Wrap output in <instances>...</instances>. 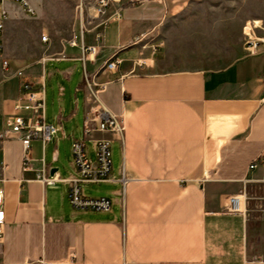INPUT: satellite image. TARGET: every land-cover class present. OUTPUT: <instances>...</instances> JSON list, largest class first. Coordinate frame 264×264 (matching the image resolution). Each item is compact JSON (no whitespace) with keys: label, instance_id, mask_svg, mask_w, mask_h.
I'll return each instance as SVG.
<instances>
[{"label":"crops","instance_id":"0c3cea01","mask_svg":"<svg viewBox=\"0 0 264 264\" xmlns=\"http://www.w3.org/2000/svg\"><path fill=\"white\" fill-rule=\"evenodd\" d=\"M243 1L242 44L226 45L221 54L233 57L216 66L204 62L201 46L188 49L186 42L202 39V29L187 30L186 24L201 22L193 8L208 0H121V19L98 30L96 19L87 22L85 44L97 45V53L85 61L81 47L69 41L79 33L78 8L86 2L30 0L37 10L32 16L19 2L5 0L0 132L16 112L27 79L37 87L44 83L46 97L48 62L73 63L62 75L78 81L70 99L64 85L59 107L50 114L45 107L46 120L60 129L45 146L41 142L42 158L31 156L24 166L21 141H0L6 211L0 264H264V207L248 209L240 193L251 182H264V49L250 54L242 36L246 22L264 23V0ZM217 11L209 18L214 30L230 19ZM140 34H146L143 42L133 45ZM159 42L161 47H152ZM111 58L120 60L114 70L105 68ZM4 59L11 64L8 74ZM17 70L27 78L14 75ZM90 80L106 83L101 103L127 120L123 139L94 132L87 140L93 160L96 139L109 137L111 147L118 145L111 179L81 184L88 197L110 198L108 211L72 206L67 180L77 168L74 160L70 167L60 161L55 140L61 133L72 148L83 136L92 105ZM54 168L60 180L44 182L40 176H52ZM236 195L242 212L230 211Z\"/></svg>","mask_w":264,"mask_h":264},{"label":"built area","instance_id":"2783aa9c","mask_svg":"<svg viewBox=\"0 0 264 264\" xmlns=\"http://www.w3.org/2000/svg\"><path fill=\"white\" fill-rule=\"evenodd\" d=\"M19 2L25 10L32 16L37 14L36 8L30 3V0H15ZM115 7V11L111 15H107L111 8ZM84 4L80 5L81 18L80 30L78 34H74L69 43L72 46H80L82 49V59L97 53V45L85 44V34L88 31L87 22L97 20L94 29L104 28L112 20H119L122 17L121 0H93L87 7V16L84 17ZM7 17V9L5 0H0V55L3 49V31L5 20ZM100 32V31H99ZM261 32V33H260ZM97 39L101 38V34L97 33ZM244 45L250 54H258L264 49V23L261 20L254 19L246 22L243 27ZM146 34H140L132 40L133 45H139L143 42ZM42 40H47V35L42 36ZM163 44L153 45V48L161 47ZM145 46V45H144ZM120 60L111 58L106 61L105 68L114 70L118 67ZM145 61L140 62V64ZM3 70L8 74L11 70L9 60L2 61ZM14 75L21 78H27L23 70H17ZM90 88L92 100L91 108L84 120L83 136L74 139L72 143L73 160L77 168V175L68 179L70 182L69 200L76 209H90L97 211H108L112 207V200L108 197H88L83 193L82 183L86 182H103L111 179L112 174V150L109 137L96 139V156L91 159L87 154V140L93 138L94 132H105L115 135L120 140L123 139L126 129L127 120L125 116L116 114L107 109L100 101L99 94L102 92L106 83H95L93 80L87 81ZM24 92L19 96L16 103V112L7 116L4 129L0 132V141H8L18 138L23 148V165L27 166L31 161V144L34 139H38L45 146L58 133L59 127L49 123L45 117L46 97L44 83L37 87L36 82L27 79L23 83ZM256 164H252L254 168ZM41 179L48 183L54 184L60 180L58 174L52 176H40ZM125 184L126 178L122 177ZM5 194L0 188V242L4 238V230L6 223V211L3 207ZM230 211L242 212V198L239 195L230 198ZM40 264H53L48 261H40Z\"/></svg>","mask_w":264,"mask_h":264},{"label":"rangeland","instance_id":"374dc122","mask_svg":"<svg viewBox=\"0 0 264 264\" xmlns=\"http://www.w3.org/2000/svg\"><path fill=\"white\" fill-rule=\"evenodd\" d=\"M64 3L68 2V0H62ZM82 0H79V3ZM86 2V6L84 4L83 10L87 12V6L91 4L92 0H83ZM78 3V4H79ZM89 3V4H88ZM209 3V4H208ZM207 4H203L200 6H196L193 8L194 13L196 15H202L201 22H197L196 24L188 23L186 24V29H191L190 27L196 26L197 28L202 29L203 37L202 39L197 40H186L189 45L188 49H191V45L195 43V49L199 51V47L201 46L202 58L205 63H210L212 65L221 66L225 64L228 59H231L233 56H223L222 51L224 47L228 44H232L235 48L242 44L241 31L238 26V17L243 14V11L246 10V6H244L243 0H208ZM213 7H212V4ZM219 5L218 8L214 5ZM80 13V8H78ZM217 11L218 16L229 17L228 22H223L219 24L218 30H214L216 25L214 22H210L209 18L212 14ZM185 27V24H183ZM31 26V24H30ZM212 28V29H211ZM192 30V29H191ZM211 30V31H210ZM243 31V26H242ZM208 34H211L212 37H206ZM218 35V37H216ZM228 36V37H226ZM243 36V35H242ZM219 52V53H218ZM236 57V56H235ZM225 59V60H224ZM73 66V63H58V62H48L44 67L47 72V87H46V113H52L55 109L54 107H59V98L61 97V88L65 85L67 87V98H71L72 91L75 89L77 85L78 77H75L72 83H70L68 78H64L62 75V70L66 67ZM78 75H83V64L80 62L77 64ZM90 69V66H89ZM58 73V75H54V73ZM71 84V85H70ZM71 86L73 88L71 89ZM56 137V136H55ZM59 147L62 148V156L60 161L65 162L69 167L72 166L73 163V155L71 142L68 137H63L61 133L58 135ZM118 145H113L111 147L112 152L116 151ZM54 144L49 146V159H53L54 155ZM30 154L33 157L42 158V143L38 139H34L31 144ZM116 157V153L114 158ZM59 162V161H57ZM240 193L246 194V206L248 209L256 211L260 208L264 207V182H251L247 186H245Z\"/></svg>","mask_w":264,"mask_h":264},{"label":"water","instance_id":"95a60500","mask_svg":"<svg viewBox=\"0 0 264 264\" xmlns=\"http://www.w3.org/2000/svg\"><path fill=\"white\" fill-rule=\"evenodd\" d=\"M55 159H56V157H55ZM55 171H58V168H54V169L52 170V174H54Z\"/></svg>","mask_w":264,"mask_h":264}]
</instances>
